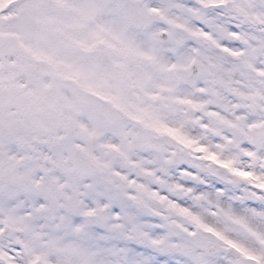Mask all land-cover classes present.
<instances>
[{
	"label": "snow or ice",
	"instance_id": "snow-or-ice-1",
	"mask_svg": "<svg viewBox=\"0 0 264 264\" xmlns=\"http://www.w3.org/2000/svg\"><path fill=\"white\" fill-rule=\"evenodd\" d=\"M0 264H264V0H0Z\"/></svg>",
	"mask_w": 264,
	"mask_h": 264
}]
</instances>
